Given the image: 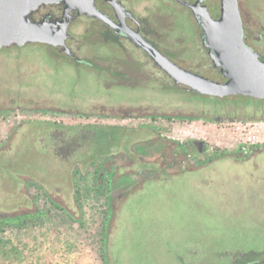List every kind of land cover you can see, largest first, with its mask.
Instances as JSON below:
<instances>
[{
	"label": "flooded vegetation",
	"instance_id": "af4514ba",
	"mask_svg": "<svg viewBox=\"0 0 264 264\" xmlns=\"http://www.w3.org/2000/svg\"><path fill=\"white\" fill-rule=\"evenodd\" d=\"M87 1L90 7L99 13L89 12L90 10L79 6L71 7L68 0L40 3L27 11L25 18L38 24H47L52 34L62 33L63 41L55 45L44 42H27L22 46L11 44L0 48V53L12 51L15 57L22 58L29 55L27 52L32 48H40L46 63L51 65L37 63L39 70L32 71L33 74L41 70L44 72L47 67L53 69L56 65L67 63L100 75L107 88L115 86L117 89L145 91L152 84L160 83L159 88L162 91L181 90L193 97L211 99L241 97L261 101L264 105V99L241 94L210 96L176 83L174 78L157 64L160 62L138 42V39L144 40L172 63L184 69L212 80L226 81L227 72L213 65L199 12L204 9L212 17L218 18L220 0ZM238 2L245 43L264 55V0ZM185 24L191 26V31L184 28ZM87 36L90 38L87 39ZM205 65L207 70L202 69ZM23 72L28 76L30 74L28 71ZM25 100L18 96L5 99L0 102V114L52 113L88 119L135 120L140 123L126 125L75 122L63 125L59 121L19 119L8 135L0 141V159L3 160L0 164V211L39 209V215H45L47 210L42 205L45 199L71 219H81L82 189L80 190L79 184L85 182V190H101L107 204V212L110 211L111 205H115L116 213L121 215L130 198L145 190L148 184H160L181 176L221 175L217 168L219 163H225L228 171L234 170L242 175L261 174L264 169V141H232L211 146L209 141L202 137L185 140L175 137L168 127L173 119L251 124L264 121V109H261L260 113L256 111L252 114L213 115L194 110L188 113L168 112L140 100L116 103L94 100L90 101L92 105L87 108L82 104H78L80 107L71 104H35L28 107ZM158 121H162L160 128L153 124ZM34 125H38L36 129H29V126ZM29 130H42L44 138L55 136L56 140L62 143L58 148L53 147V151L60 156V168L53 172V191L36 178H28L23 174H17L20 187L15 188L12 167L13 159L18 160V153L16 150L12 152V144L18 143V148L28 140ZM88 137L90 146L84 147V143L80 141ZM157 138H160V142L151 147L142 148L138 152L133 150L135 144ZM163 138H171V141H165ZM42 152L45 159L48 151L44 149ZM118 152H125L127 155L112 156ZM118 179H122L124 186H131L120 196H112V183ZM31 184L36 187L37 192L30 191ZM107 216L108 213L106 218ZM33 217L35 214L30 211L13 220L26 223ZM231 257L232 261L226 264H264V251H236ZM178 264L187 262L180 256Z\"/></svg>",
	"mask_w": 264,
	"mask_h": 264
},
{
	"label": "rangeland",
	"instance_id": "374dc122",
	"mask_svg": "<svg viewBox=\"0 0 264 264\" xmlns=\"http://www.w3.org/2000/svg\"><path fill=\"white\" fill-rule=\"evenodd\" d=\"M184 28L191 31L189 24ZM14 54L12 51L0 53V102L18 96L26 99L28 107L82 104L87 108L94 100L109 103L140 100L168 112L194 110L213 115L252 114L264 109L261 101L241 97L211 99L193 97L181 90L162 91L160 83L152 84L145 91L107 88L100 75L67 63L33 74L32 71L39 70L37 63L51 65L46 63L40 48H32L22 58ZM202 69L207 70V65ZM23 71L30 72L29 76ZM23 118L59 121L63 125L140 123L52 113L0 114V141ZM160 123L153 124L160 128ZM168 127L175 137L183 140L202 137L211 146L232 141H264V121L245 124L173 119ZM28 135V140L18 148V143L12 144V152L18 153L12 167L15 188L20 187L17 174H23L36 178L53 191V172L60 168V156L53 147L58 148L62 143L55 136L44 138L42 130H29ZM89 137L80 141L84 147L89 145ZM42 147L48 151L45 159ZM217 168L221 175L175 177L164 183L148 184L145 190L134 194L126 203L125 211L121 215L116 213L117 225H112L109 234L108 264H178L180 256L187 264H226L232 261L231 254L236 251H264V169L261 174L242 175L228 171L225 163H219ZM79 185L81 219H71L44 199L42 205L47 214H38L26 223H0V241L10 257L17 251L20 264H104L105 225L110 211L107 212L101 190H85V182ZM29 186L31 192L38 191L33 184Z\"/></svg>",
	"mask_w": 264,
	"mask_h": 264
},
{
	"label": "water",
	"instance_id": "95a60500",
	"mask_svg": "<svg viewBox=\"0 0 264 264\" xmlns=\"http://www.w3.org/2000/svg\"><path fill=\"white\" fill-rule=\"evenodd\" d=\"M44 1L54 0H0V48L11 44L19 46L27 42H44L55 45L63 41L62 33L52 34L47 24H38L25 18L27 11L37 7ZM69 5L79 6L85 10H93L87 0H68ZM86 3V5H82ZM89 8V9H88ZM202 18V30L210 52L213 65L226 71V81H216L191 72L172 63L156 48L144 40L138 39L149 53L176 83L189 86L195 91L210 96L225 97L229 95H245L257 99H264V55L253 50L245 43L243 24L238 0H220V16L214 18L204 9L199 10ZM164 139V138H163ZM170 142V138H165ZM201 141V140H199ZM160 142V138L137 143L133 150L151 147ZM125 152L112 154L113 157L126 156ZM131 185H123L122 179L113 181L111 195L120 196ZM35 216L39 209H31ZM30 211H0V222L17 223L14 218L24 216ZM116 206L111 205L105 225L104 264H108L109 234L115 223Z\"/></svg>",
	"mask_w": 264,
	"mask_h": 264
},
{
	"label": "trees",
	"instance_id": "16d2710c",
	"mask_svg": "<svg viewBox=\"0 0 264 264\" xmlns=\"http://www.w3.org/2000/svg\"><path fill=\"white\" fill-rule=\"evenodd\" d=\"M21 259L19 255H14L13 257H10L9 252L5 251L2 242L0 241V264H20Z\"/></svg>",
	"mask_w": 264,
	"mask_h": 264
}]
</instances>
